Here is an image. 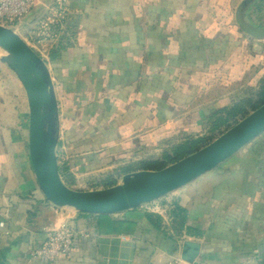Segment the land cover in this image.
Instances as JSON below:
<instances>
[{
  "label": "crops",
  "instance_id": "obj_1",
  "mask_svg": "<svg viewBox=\"0 0 264 264\" xmlns=\"http://www.w3.org/2000/svg\"><path fill=\"white\" fill-rule=\"evenodd\" d=\"M64 1L78 37L52 60L53 74L97 128L72 142L80 145L74 159L80 169L87 160L96 167L117 158L92 149L114 144L111 152L118 153L197 128L192 121L219 107L217 101L198 108L200 97L264 60V37L245 31L237 18L240 13L250 24L264 26V0ZM3 129L0 264H174L185 240L198 244L188 251L193 261L264 264V132L173 192L187 210V225L201 231L178 237L157 227L140 207L103 216L49 202L38 185L28 139ZM63 138L75 140L74 132ZM157 201L149 212L161 209ZM65 219L74 230L70 252L54 262L35 256L46 228Z\"/></svg>",
  "mask_w": 264,
  "mask_h": 264
},
{
  "label": "rangeland",
  "instance_id": "obj_2",
  "mask_svg": "<svg viewBox=\"0 0 264 264\" xmlns=\"http://www.w3.org/2000/svg\"><path fill=\"white\" fill-rule=\"evenodd\" d=\"M43 1L46 3L44 8L41 9V7H38L30 13V15L23 19L20 25H17L18 27H16V30L28 44L47 61L53 73L56 66L52 68V61L49 58L50 50L58 45H62V43L66 45L73 42L78 36L69 22L70 11L65 5V1ZM28 17L29 19L27 20ZM260 22L264 23L262 20H260ZM262 50L264 52V49ZM263 61L264 60H256L249 68L241 70L240 76L238 75L236 78H233L228 84L226 83L224 86H219L217 89H211L210 92L212 95L200 97L198 108L217 101L219 102V107L217 111L208 115L205 119L201 120V118H197V121H192L197 128L177 130L159 140L154 138V141H156L153 144L142 143L139 145L126 146L118 153L114 151L111 152L112 149H110V147L114 144L104 145L100 149H92L97 155H101L103 158H117L116 160L112 158L111 161L101 162V164L99 166L96 165V167L92 166V164L95 163L93 160H87L83 165L85 169H80L75 165V162H79L74 161V159L78 158L76 155L79 154L78 148H80V145H75L74 147L72 142L78 141L77 137L79 134L83 135L87 133L91 135L94 134V131H97L94 119L86 115L88 111L83 110L78 98L75 97L74 94L69 95V90H66L63 81H60L59 77L53 74L57 87L56 90L60 109L61 135L57 146V155L60 174H63L61 175L63 181L68 186L75 189L109 187L108 184L112 182L117 183L125 173L136 171L134 169H139L153 160L162 158L166 152L172 153L173 146L180 145V143L198 137L214 140L230 128V126L244 118V114H249L253 111L252 105L257 101L259 97L257 96V92L262 85V81H264ZM17 85H20L21 88ZM236 105L239 106L238 110L228 113V111L234 106L236 107ZM27 107V96L20 80L15 73L0 60V126L5 128L3 132L8 133V136L22 135L25 142L28 139L29 133V107ZM70 107L71 109H69ZM88 126H90V128L86 130ZM70 129L74 132L75 140L63 138ZM87 138L90 137L88 136ZM207 140H205L202 145L210 141ZM244 148H248V144L243 146L241 150ZM118 155L124 156L118 158ZM129 164L135 165L132 167L133 170L131 171H127L129 168L127 165ZM173 192L169 193V196L166 195L157 199L158 201L155 205H159L160 207L166 205L163 209L161 207L159 211L149 212L147 209L150 202L141 205L140 210L146 213L147 216L152 217L153 221L161 226L167 233L178 236V231L174 228L170 213L174 207L172 203L179 201ZM165 197H167V200H164ZM164 201L166 202L164 203ZM65 207L69 210H76L72 207ZM99 215L106 216L111 214ZM184 234L185 233L178 237H182Z\"/></svg>",
  "mask_w": 264,
  "mask_h": 264
},
{
  "label": "water",
  "instance_id": "obj_3",
  "mask_svg": "<svg viewBox=\"0 0 264 264\" xmlns=\"http://www.w3.org/2000/svg\"><path fill=\"white\" fill-rule=\"evenodd\" d=\"M237 18L245 31L264 37V26L250 24L240 13ZM0 50V60L15 73L25 90L32 167L45 199L56 206L92 214H115L140 207L214 169L264 132L263 103L202 148L164 168L127 172L116 184L105 188L75 189L68 186L60 174L57 155L61 135L60 109L49 64L19 32L2 24ZM194 245L198 246L185 240L183 259L194 260L188 252Z\"/></svg>",
  "mask_w": 264,
  "mask_h": 264
},
{
  "label": "built area",
  "instance_id": "obj_4",
  "mask_svg": "<svg viewBox=\"0 0 264 264\" xmlns=\"http://www.w3.org/2000/svg\"><path fill=\"white\" fill-rule=\"evenodd\" d=\"M46 5L43 0H0V24L16 30L25 17L38 7ZM17 31V30H16ZM74 230L68 220L47 227L42 245L36 249L34 255L49 262L67 255L73 242ZM174 264H209L202 261H188L181 256L174 259Z\"/></svg>",
  "mask_w": 264,
  "mask_h": 264
},
{
  "label": "trees",
  "instance_id": "obj_5",
  "mask_svg": "<svg viewBox=\"0 0 264 264\" xmlns=\"http://www.w3.org/2000/svg\"><path fill=\"white\" fill-rule=\"evenodd\" d=\"M70 44H71V42L66 44V45H63V43H62V45H58V46L52 48L49 52L50 60L52 61V60L58 59L61 56L62 51H64L68 46H70ZM261 84L262 85L257 92V96H259V97H258L257 101L254 102L252 105L253 110L258 108L260 105H262L264 103V81H262ZM238 108H239V106L236 105V107L234 106L231 110L228 111V113L231 111L238 110ZM217 110L218 109L214 110L213 112H215ZM213 112L210 113V115L213 114ZM247 114H244L243 117H245ZM205 140H207V139H205L203 137H198L196 139H192V140H189L187 142L180 143V145L173 146L174 148H172V153L166 152V153H164L162 158H158L156 160H153V161L149 162L146 166L141 167L139 169L136 168L134 170H142V169L158 170V169L164 168L165 166H167L171 163H174V162L178 161L179 159L197 151L198 149L202 148L203 146H205L206 144L211 142V140H213V139H208L210 141L206 142V144L202 145V143H204ZM127 166H129L127 171H131V170H133L132 167L135 165L129 164ZM61 175H63V174H61ZM115 183L116 182H112V183L108 184V186H112ZM172 205L174 207L170 213H171V218H172V223L174 225V228L178 231V233H177L178 236H181L183 233L188 234V235H200V233H201L200 230L195 229V228L187 225V220H188L187 210L184 207H182L178 203V201L172 203ZM80 213L88 214V213H84V212H80ZM157 227H160V226L157 225Z\"/></svg>",
  "mask_w": 264,
  "mask_h": 264
}]
</instances>
